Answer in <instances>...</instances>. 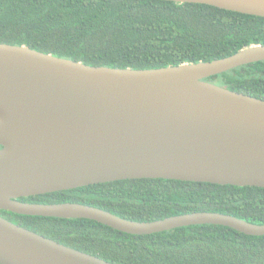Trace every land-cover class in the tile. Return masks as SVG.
<instances>
[{
	"label": "water",
	"instance_id": "obj_1",
	"mask_svg": "<svg viewBox=\"0 0 264 264\" xmlns=\"http://www.w3.org/2000/svg\"><path fill=\"white\" fill-rule=\"evenodd\" d=\"M171 1L264 17V0ZM262 60L258 44L210 61L134 69L0 42V210L92 219L136 235L199 224L264 235V223L217 211L136 221L85 203L19 200L135 178L264 188V99L206 80ZM0 264L114 263L0 215Z\"/></svg>",
	"mask_w": 264,
	"mask_h": 264
},
{
	"label": "trees",
	"instance_id": "obj_2",
	"mask_svg": "<svg viewBox=\"0 0 264 264\" xmlns=\"http://www.w3.org/2000/svg\"><path fill=\"white\" fill-rule=\"evenodd\" d=\"M0 42L90 65L150 69L210 61L264 45V17L171 0H0ZM206 80L264 99V60ZM19 200L85 203L136 221L217 211L264 223V188L255 185L135 178ZM0 215L114 264H264V235L224 225L136 235L86 218L8 210Z\"/></svg>",
	"mask_w": 264,
	"mask_h": 264
}]
</instances>
